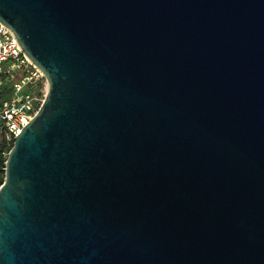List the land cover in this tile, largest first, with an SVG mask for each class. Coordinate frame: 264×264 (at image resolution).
Instances as JSON below:
<instances>
[{"label": "water", "instance_id": "95a60500", "mask_svg": "<svg viewBox=\"0 0 264 264\" xmlns=\"http://www.w3.org/2000/svg\"><path fill=\"white\" fill-rule=\"evenodd\" d=\"M46 74L0 186V264H264V0H0Z\"/></svg>", "mask_w": 264, "mask_h": 264}, {"label": "built area", "instance_id": "2783aa9c", "mask_svg": "<svg viewBox=\"0 0 264 264\" xmlns=\"http://www.w3.org/2000/svg\"><path fill=\"white\" fill-rule=\"evenodd\" d=\"M48 79L44 71L22 49L15 33L0 21V123L5 138L14 143L22 128L35 117L45 101Z\"/></svg>", "mask_w": 264, "mask_h": 264}, {"label": "trees", "instance_id": "16d2710c", "mask_svg": "<svg viewBox=\"0 0 264 264\" xmlns=\"http://www.w3.org/2000/svg\"><path fill=\"white\" fill-rule=\"evenodd\" d=\"M10 93V88L0 91V98L6 97ZM14 143H8L5 138L3 123H0V186L4 182L6 172V161Z\"/></svg>", "mask_w": 264, "mask_h": 264}]
</instances>
